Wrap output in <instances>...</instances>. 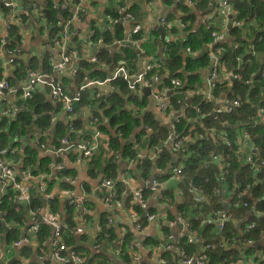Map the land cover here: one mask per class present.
Instances as JSON below:
<instances>
[{
    "label": "built area",
    "instance_id": "obj_1",
    "mask_svg": "<svg viewBox=\"0 0 264 264\" xmlns=\"http://www.w3.org/2000/svg\"><path fill=\"white\" fill-rule=\"evenodd\" d=\"M44 3L43 0H36ZM234 0H220L218 4L217 13L226 19L228 24V18L231 10L234 8L231 3ZM85 0H75L73 3L63 4L57 9L55 14V24L53 27L57 29L56 37L53 41V45L56 46L61 51L60 62L53 66V71L56 73H63L67 66L70 64L69 56L66 55V41L68 40L70 29L74 23L78 22L81 18L82 13L85 10L84 7ZM188 5H192V0H188ZM45 6V3L44 5ZM11 8V3H4L1 8ZM32 11L40 18V8L39 4H31ZM237 12H235V15ZM29 16V13H23L20 16L14 18L15 21H21L22 17ZM131 19L130 14L124 15V21ZM237 19V18H236ZM207 25H211V17L207 19ZM160 23L167 30H170V24L166 23L165 19L162 18ZM183 27V25H181ZM254 26V22L244 23L239 20H233V26L231 28L239 29L243 28L249 32V29ZM10 26L7 25V29ZM230 28V29H231ZM229 29V30H230ZM139 28L136 27L132 30L133 34H136ZM210 43L208 44L207 58L210 63L208 68V76L204 77V87L202 90L184 92L183 83L176 79L170 78L167 82L162 83V75L157 74L161 69V64L158 62L149 63L140 73L133 76L128 73L123 67L118 68L114 77L122 76V79L129 83V88L135 90L136 86L138 88H147L152 90V98L157 104V111L162 116L166 118H161L157 116L158 120H161L165 124V119L170 118V123L166 125L167 135L163 143H160L158 147L154 150V155H160L164 148L172 152H181L190 141L193 139H202L205 134L211 136L214 141H222L225 145H230L231 141L234 140L236 144L235 154L236 159H240L244 165L252 170H258L261 173L259 167H264V160L257 158L249 150L259 151V147L256 149L249 147L248 144L251 143L252 135L251 131L257 129V126L262 124L264 128V107H257L254 114H250L243 118L237 119L239 117V112L244 105V101L249 103V94L246 93L244 100L241 94L238 92L237 88L231 85H242L249 87L253 84L264 85V67L261 69L258 78H255V73L251 72L252 59L257 55L256 48L263 44L264 39L262 36L258 37H248V34H241L238 37L229 35V31L222 30L213 31L210 34ZM170 43V39H166V44ZM1 46H7L5 61V67L15 66L17 63L20 51L17 47H14L4 40L0 41ZM226 44L230 49L232 56H227ZM242 49H246L245 54L242 53ZM187 51H189L187 49ZM264 61V55L261 58ZM96 57L91 59V63H96ZM155 72V73H154ZM157 72V73H156ZM75 73V71H74ZM104 83L90 82L86 84L82 89L87 86H101ZM48 86L50 90L51 97L62 103L63 110L62 115L66 118L68 122L67 134L59 139V145L56 149H49L50 154H57L58 152H65L77 148L81 153V158L90 160L97 151V142L102 136V133L98 130L101 122L100 119L94 114H89L87 117V125L90 127V138L85 139L82 144H74L71 140L70 134L83 133L81 129L75 128L72 124L73 121L77 120L78 113L73 107L74 103H79V94L74 97H69L65 94L58 82L51 81L50 76L47 73L30 71L27 76V81L21 89L14 88L8 80L0 79V100L5 96H17V101L10 107V112L7 110L1 111L2 116L15 117L19 112L27 111L28 108L26 104L32 99L34 93H36L37 86ZM194 96H200L201 103L207 108L204 110L199 105L191 103V99ZM261 98L264 101V90L261 93ZM94 99H98V96H94ZM136 106V105H134ZM239 111V112H238ZM238 113V114H237ZM234 114V124L230 123V120L224 119L222 122L213 121L212 126H205L208 121L215 118L226 117ZM237 115V116H236ZM216 124L221 126L219 130ZM232 127H231V126ZM203 130V132L198 131ZM247 144L243 148V144ZM105 145L108 151L111 146L110 140L107 139ZM17 149H2L0 150V200L4 197L7 190L14 193V203L21 208L27 210L26 222H25V232L22 239H19L12 243V247L16 250H23L30 243V239L36 237L41 226H46L51 229V247L50 255L51 259L57 264H85L86 259L82 256L77 248L68 247L63 243V234L69 231L66 222L62 221L60 217L54 218L48 212L47 203L54 198L51 193L46 191L43 186H36L32 188L30 183L34 179L33 166H28L19 170L20 164H11L8 161V157H13L17 154ZM22 152V151H21ZM211 162L220 163V168L222 170V180L219 185L215 188V194L220 196L222 193L227 194L229 198V210L228 209H218L215 210L210 208L206 217H204L197 224H193L189 216H184L181 212L178 213L176 217L169 218L168 215H163L160 211L145 212L146 204V192L150 194L156 193L161 199L160 207H162L168 196L160 195L163 191L158 188L159 183L157 181H151V188L139 191L134 196V204L131 206L130 217L135 222V237L127 236V233L122 232V243L119 245L121 247L125 239H128V243L125 245L127 254L130 255V259L134 264H143L144 261L141 258V251L145 249L147 253L159 252L160 258L157 264H168V262L162 258L163 253H169L170 259L173 260L171 264H209L210 260L208 258L209 252L213 250V246L210 243L203 242L199 247L198 252H194L189 255L184 247L180 246L182 241L184 246H196L200 243V237L202 236L203 229L210 227L212 232L217 236L219 248L227 251L225 257L221 260L219 264H264V257L261 259H255L252 256L253 246L256 242H264V231L258 233V239L254 240L251 235L256 230L259 225L258 221L250 220L251 216L247 215V219L244 220L242 224H239L231 214L232 210H245L249 209L247 201L252 195L251 191L241 190L232 197V192H229V188H226V179L224 178L227 173V167L221 162L224 160L220 153H214L210 151ZM117 157V155L115 156ZM152 157H149L144 153H137L129 159L132 163L136 162L139 165H143L144 162ZM183 159V158H182ZM180 159L176 164L170 166V180L173 179L175 182L182 181L186 165L183 160ZM51 168L58 170H63L65 168L64 162H53L50 165ZM77 182L76 177H72L69 181L71 186L75 185ZM103 185L110 188L111 182L106 180ZM190 194L193 196V203L195 205L202 206L205 203V199L202 197L201 192L192 184L188 183L187 186ZM164 192V191H163ZM41 197L44 201L42 208H33L34 195ZM66 192H62V195L57 196L60 200H63L68 207L80 208L84 205V198H66ZM41 201V200H40ZM111 195L106 198V202H112ZM42 202V201H41ZM115 204H119L118 201H114ZM132 207H138L140 213L133 210ZM46 211V213H45ZM252 211V210H250ZM45 213V215H44ZM144 217V218H143ZM264 217V213L261 214ZM142 218V222L140 219ZM87 218H85L86 220ZM139 221V223L137 221ZM154 223L162 222V231L154 247H149L146 244L148 239L154 236L148 227H145L143 223ZM74 222H76L74 220ZM0 224L7 227V223L4 222L2 215L0 213ZM111 224V223H108ZM236 224H238L236 226ZM163 227L168 229V233L163 232ZM233 228L231 230L230 228ZM173 230V232H172ZM75 235L83 234V229L80 226H76L72 230ZM2 231L0 232V234ZM204 233V232H203ZM114 238L109 236L107 232L102 231L96 240L93 242L92 246L95 251L99 250L104 245H112ZM121 250H118V256ZM229 255V258H228ZM120 257V256H119ZM0 264H5L3 259V252L0 249Z\"/></svg>",
    "mask_w": 264,
    "mask_h": 264
},
{
    "label": "crops",
    "instance_id": "obj_2",
    "mask_svg": "<svg viewBox=\"0 0 264 264\" xmlns=\"http://www.w3.org/2000/svg\"><path fill=\"white\" fill-rule=\"evenodd\" d=\"M74 1L75 0H55L56 10L63 4L73 3ZM212 1L214 0H209L203 10L195 11L194 14L196 16V22L200 24H207V19L211 17L210 26H212L214 30L229 31V29L233 26V20H237L235 15V12L237 11L234 9L231 10L227 24L226 19L217 13L220 0L214 1L215 4H212ZM187 2L188 0H173L172 5L168 7L165 5L164 0H85V10L81 15L80 20L74 23L71 27L68 40L66 41L65 53L69 56L70 64L63 73L59 74L53 71V66L60 62L61 51L54 45L49 48L46 39L49 31L53 29V27L48 29V27L44 25L41 16H39L40 18L36 16L31 7V4L33 3H30L29 0H0V6H3L4 3L12 4L11 8L6 9L2 7L0 9V41L4 40L6 43L17 47L20 51L16 65L7 68L4 65L7 59V46H1L0 44V79H6L14 88L21 89L27 81V76L30 71L47 73L50 76V80L58 82L65 94L69 97H74L79 94L78 92L82 90L87 83H104L101 86H90L95 89L94 96L99 97L100 103L116 92L123 100L124 106L129 104L127 106V110L132 112L134 117L142 119L147 114L152 116L154 121L156 120L161 125L166 127V125L170 123V118L165 119L166 125L163 124V121L162 123L161 120L157 119V116L161 118L166 117L158 113L157 104L152 98V90L147 88L141 89L138 88V86H136L135 90H131L128 82V88L131 90V92L129 91L130 93L122 94L121 91L114 88L113 81L120 76H117L113 80L112 78L118 68L123 67L126 70L124 62H120L117 65H102L100 68H95V70L100 69L107 73V76L103 79V81H89L78 87L75 80L77 61L85 60L88 63H91V59L95 57L99 49H105L108 53L113 54L119 48L129 45L137 53L135 67L130 71L126 70L130 75H137L142 71L144 66L149 63H160L158 60H164V53L167 47L166 39H170L169 44L173 42H179L180 44L181 41L182 43L184 42L187 36V33L184 31L185 26L183 24H180L178 21L167 20V15L169 13H174L176 18L182 17L183 14L178 11L176 7L178 5L191 6L188 5ZM36 4L41 6L40 2H36ZM131 5L136 6L135 11L131 10ZM108 7H111L112 11H116L118 13L117 19L114 20L113 17L106 14ZM23 13H29V16L24 17L27 19L25 22H23V20L18 22L14 20V18ZM126 13L131 15V19L128 21H124V15ZM162 18L165 19L166 23L170 24L171 28L169 31L166 27L161 25L160 20ZM173 23H178V26L181 28L180 36L179 34L173 35ZM7 25L10 26L9 29H7ZM116 25H119L121 29H124L125 31H123V34L126 36L122 41H113L112 44L103 45L101 41L102 39H99V41L93 43V30L102 36H104L106 32H108L111 36H114ZM181 25H183V27ZM229 25L230 28H228ZM12 27H18L15 33L11 32ZM136 27L139 28L137 33L140 32L142 34L141 39L135 41L131 39L130 41V38L133 35L132 30ZM161 30L164 32L163 35L161 34ZM183 33H186V35L182 36ZM143 45L147 47L149 51L148 53H146ZM187 49L189 51H187ZM31 50H33L32 52L34 53H32ZM182 52L183 57L186 56V53L191 55L193 54L190 48H186L185 51ZM207 52L208 51H206V55ZM45 57L48 59H45ZM199 57L200 55L195 56V58ZM111 66L113 67V70H111ZM17 68H22L23 73L21 70L18 73H15ZM208 73V68L201 72L202 88L204 87V77L208 76ZM161 75L162 77H165V81H162V83L167 82L170 78H173L167 76L166 74ZM145 89L149 90L148 94L145 93ZM36 93H40L43 99H47L51 103L52 107H57V112H51L47 115L50 129L48 130L47 128L46 131H48H45L43 134L39 133L35 128L30 129V135L27 134L21 139V148H24L25 151H33L38 163H41L42 160H49L50 162L61 161L64 162L65 168L63 170H58L51 168L48 164L46 168L48 169L49 167L50 173L46 175L44 171L42 174L34 176V179L30 183L31 187L34 189L36 186H43L48 190V180L49 182H54L53 188H51L50 192H48L54 197L62 195V192L69 194L66 195V198L83 197L85 200L83 207L76 208L74 212L76 226L82 227L83 234H66L67 239L63 238V243L68 247H71V244H74L75 248L84 250V257L86 259L85 264H124L122 262V258L118 256V250L120 248L119 245L122 243L121 233H127V236H130L131 238L136 235V231L134 229L135 222L130 217V211L131 206H133L135 201L134 196L137 192L151 188V181H157L159 183L158 188H161L160 191H164H161L160 195L164 194L167 196L169 194L168 199L165 204L160 207L159 204H161V199L159 198V195L156 193L150 194L145 191L147 197L145 212L160 211L163 215L171 216L170 218L176 217L183 206L187 203L193 202V196L184 184L181 186L180 183L173 181V179L170 180V169L167 174V171L165 170L167 168L161 169L160 167L153 166L147 177H142V171L138 169L139 164L136 162L132 163L129 160L132 157L123 156L122 151H119V153L114 152L111 146L109 147L111 151H108L105 142L109 138L104 134H102L101 138L97 142V151L95 152L94 157L96 160L101 162V166L97 169L94 175V168L90 161L82 159L81 153L77 148L65 152H58V156H56L57 154H50L48 152L49 149H56L59 145V139L61 137L60 133L55 132V129L58 131L61 127L66 128L68 126V122L62 115V103L51 97L48 86L38 85ZM134 98H137L139 104L144 103L140 106L141 108L134 106V103L131 104V102L134 101ZM17 99V96H5L0 100V132L6 129L9 124L8 122H11L16 118V116H2L1 111L7 110L9 113L10 107L17 101ZM77 106L78 107L75 109L78 113L77 121L80 125L79 129H81L83 133H87L90 131V127L86 123L87 117L89 114L96 113V111L92 108H97V106L94 103L90 105L85 104L83 106L78 103ZM100 112H102L101 109L98 113ZM83 133L73 134L72 141L74 144H82L85 140L81 137V134ZM43 136L45 137L42 138ZM100 144L102 145V148L100 147ZM242 146L245 148L247 144L245 143ZM21 148L19 149L20 155L23 153ZM167 150H169V147H167ZM153 152L154 151L151 152L147 149L142 151V153L155 159L158 155L155 156ZM173 153L178 154L179 152ZM116 155L117 157H115ZM7 159L11 164H17L9 157ZM177 162L178 160L174 162V164ZM169 165L171 166V163H169ZM69 172H73V177H76L77 179V182L73 186L69 184L72 177H61L62 174L69 175ZM166 175H168V178L166 180H162V177ZM106 180L111 182L110 188L103 185ZM62 183H68V186L64 187ZM197 189L202 193L199 188ZM119 191L121 192L119 193ZM109 194L111 195V199L118 201L119 204H115L114 201L106 202V198ZM38 197L39 196L36 194L34 195V198ZM39 199L41 200V197ZM128 199H130V207H126ZM251 199L252 196L249 197V201H251ZM61 202L63 203V200H61ZM219 203L221 205L220 209L229 210V198L224 193L219 196ZM246 210L247 209L231 211L234 219L239 224H242L244 220L247 219V214L252 209L249 208L247 211ZM241 211H246L245 215L243 217H241V215L237 217L236 214ZM49 214L54 218L59 216L58 214L56 215L50 212ZM204 217H206V214ZM85 218L87 219L85 220ZM137 222L139 223V221ZM143 225L150 229L155 239L158 238L162 231L161 221L154 223H147L145 221ZM237 225L238 224H236V226ZM24 227H22L19 231V239H22L23 237L25 232ZM7 228L9 231L10 226L7 225ZM104 229H107L109 236H111L110 232L113 236H115L114 242L111 246L104 245L99 250L95 251L92 244L96 238L101 235V232ZM8 231H5L3 228V231L0 234V249L3 252L5 264H57L51 259L50 255L51 238H49L44 244L40 245L39 253L36 254L30 248L33 245L37 246L36 238L32 237L30 239V243L26 246V250H16L12 247V243L7 244L4 241L5 235ZM204 234L211 235L212 229L210 227L204 228ZM204 234L200 237V243L196 246V252H198L199 247L205 240ZM83 235L87 238L86 244H81V237ZM251 254L255 259L263 258L264 242H256L253 246ZM98 255H104L105 259H97ZM159 258V252H151L148 254L145 249H142L139 261L141 263L142 259L144 263L157 264ZM127 264H134V261L132 262L130 259Z\"/></svg>",
    "mask_w": 264,
    "mask_h": 264
},
{
    "label": "trees",
    "instance_id": "obj_3",
    "mask_svg": "<svg viewBox=\"0 0 264 264\" xmlns=\"http://www.w3.org/2000/svg\"><path fill=\"white\" fill-rule=\"evenodd\" d=\"M29 1L33 4L36 2L39 3V1L36 0ZM214 1L211 3L215 4ZM43 2L45 3V6H43L44 3L41 5L39 14L42 21L44 22V25L49 29L55 24V14L57 12L55 0H43ZM208 2L209 0H192L191 6L178 5L176 7L177 10L183 14L180 18H176L174 13H169L167 15L168 21H178L180 24L185 26L184 31L187 33V36L182 44H179V42H173L167 45L164 53V60H158L162 67L159 72L156 73L159 75L166 74L167 76L179 79L184 84V92L191 91V89L194 91L202 90L201 72L210 66L206 56V51H208L207 44L211 41L210 34L213 31V27H209L207 24L197 23L195 19L196 16L194 14L197 10H203ZM164 3L169 7L172 5L173 0H164ZM231 5L234 7L233 9L237 11V20L244 23L254 22V26L249 29V32L243 28H231L229 30V35H235L238 37L239 35L245 33L248 34V37L262 36L264 39V0H234ZM131 10L135 11L136 6H132ZM106 14L110 17H113L114 20L118 18V13L116 11H112L111 7L107 8ZM21 19L23 22L27 20L24 17ZM17 28L18 27H12L11 32L15 33ZM180 29L181 28L178 26V23H173V35L179 34L180 36ZM123 31L124 29L122 30L119 25L115 26L114 36H111L108 34V32L102 36L93 30V43L99 41V39H102L101 41L103 45L112 44L113 41H122L126 36L123 34ZM56 34L57 29L53 27V29L49 31L48 37L46 38L49 48L53 46V41L56 37ZM141 36L142 34L140 32L133 34L130 38V41L131 39L133 41L140 40ZM228 46L229 45L226 44L227 56L233 57ZM143 47L145 48L146 53H148L149 51L147 47L145 45H143ZM186 48H190L193 54L191 55L186 53V56L183 57L182 51H185ZM256 51L257 55L252 59L253 65L251 67V72L255 73L254 80L258 78L261 69L264 67V61L261 60L262 56L264 55V42L262 45L256 48ZM245 52L246 49H242V53L245 54ZM136 54V51L133 50L132 47L126 45L125 47L119 48L113 54L108 53L105 49H99L95 55L97 59L96 63H88L85 60H78L75 73V80L78 87L89 81L102 82L107 76V73L100 69L95 70V68H100L102 65H117L120 62H124L126 70H132L135 67L137 60ZM197 55H200V57L195 58ZM45 59L48 58L45 57ZM20 70L23 73L22 68H17L15 73H18ZM111 70H113L112 66ZM162 81H165V77L162 78ZM113 86L116 90L121 91L122 94L131 92V90L128 88L127 81H124L121 76L113 81ZM231 86L237 88L243 100L246 93L249 94V103L244 101L242 109L240 112L238 111L240 115L239 117H236L237 119L243 118V121H246L245 117L250 114H254L257 107H259V109L264 107V101L261 98V93L264 90L263 84L259 85L255 83L249 87L242 85L239 86V84H234ZM78 93L80 97L79 104L81 106L85 104L90 105L92 103L97 106V108L92 109L96 111L94 116L98 117L101 122L98 130L110 139L111 148L114 152L119 153V151H122L123 156L133 157L136 156L137 153H142V151L145 149L152 152L156 147L159 146L160 143L164 142L168 132L167 128L161 125L158 121H154L153 117L150 115L146 114L142 119L134 117L133 113L127 110V106L129 104L124 106L123 100L117 95L116 92L111 94V96L105 99L102 103H100L98 99H94L95 89L93 87L87 86ZM133 103L136 105V107H140L144 104H139L137 98H134V101H132L131 104ZM191 103L199 105L204 110H207V108L202 105L200 96H194L191 99ZM26 107L29 108L28 111L19 112L13 121L8 122L9 124L7 125L6 129L0 132V150L17 149V154L9 158H11L14 163L20 164L19 170L32 165L34 176L42 174L44 171L47 175L50 173V169L49 167L48 169L46 167L48 164L50 166V164L53 162H50L49 160H42L41 163H38L33 151H25L24 148H21V139L27 134L30 135V129L35 128L41 134H43L47 128L49 130L50 126L47 115L51 112H57V107H52L51 103L47 99H43L40 93H34L32 99L28 101V104H26ZM100 109L102 112L98 113ZM234 116L235 115L232 114L226 117L215 118L211 121H208L205 126H212L215 121L222 122L225 118L230 120V123L233 126H237L238 124H234ZM72 124L75 128H80L77 120L73 121ZM66 130L67 127H61L58 131L55 129V132L60 133V138H62L65 136ZM198 131L203 132V130L199 129ZM251 135V143H249L248 146L250 147L252 145L254 149H256L257 146L259 147V151L256 150V152H254V150H249V152L253 155H256L257 158L264 160V128L262 127V124L257 126V129L251 131ZM44 137L45 136L42 138ZM70 137L72 140L73 134H70ZM81 137L82 139L90 138L89 131L87 133L81 134ZM234 140L231 141L230 145H225L222 141H214L211 136L205 134L202 139H193L190 141L189 144L178 154H174L171 150L163 149L162 153L158 155L157 158L152 160L147 159L143 165L138 166V169L142 171V177L144 178L147 177L150 169L153 166L160 167L161 169L167 168L165 170L168 174L170 166L169 163H171L172 167L174 162L183 158L182 160L186 165V169L184 176L182 177V181L179 182L180 185L183 186L184 184L187 187L189 182L192 183L196 188H199L202 191V194L205 198V203L202 206L195 205L193 202H190L180 209V212L184 216H189L192 220V223L195 225L204 218L205 214L210 208L215 210L221 208L219 196L215 194V188L219 185L223 178L222 170L220 168L221 165L218 162H211L212 159L209 154L210 151L214 153H220L222 157H224V160L221 162V164H224L228 170L227 175L224 177L227 183L226 188H229V192H232V197L241 190H248L252 193L251 201L246 200L245 198L244 200L247 201L249 207L252 209V211L247 214L251 216L252 213V218L250 220L256 222L258 221L259 223V225L256 227V230L251 235L254 240H257L258 233L261 230L264 231V217H261V214L264 213V167H259L262 171L261 173H257L259 172L258 170H252L250 169V166L249 168L248 165H244L239 158L236 159L235 148L237 146ZM100 147L102 148L101 144ZM20 148L23 151L22 155L19 154ZM89 161L94 168V175L97 169L100 168L101 162L96 160L94 156ZM68 174L69 175L62 174L61 177L70 178L73 177L74 173L69 172ZM167 178L168 175L162 177V180H166ZM47 182L49 187L48 190L46 189V191L50 192V189L54 186V182H49L48 180ZM62 185L67 187L68 183H62ZM120 192L121 191H119V193ZM167 196H169V194ZM129 200L130 199L127 201L126 207H130ZM32 201L34 209L42 208V202L39 198H32ZM46 207L50 213L56 215L58 214L60 219L66 222L68 225L69 231L64 233L62 236L64 239H67V235H72V230L76 228V222H74V212L76 208L68 207L57 197L52 198L47 203ZM132 208L134 211L140 213V209L138 207ZM246 211H241L237 213L236 216L239 217V215H241V217H243ZM0 213L4 222L10 226L9 231L5 235L4 241L7 244H11L19 240V231L25 226L27 210L18 207L14 203V193L10 190H7L4 197L0 200ZM170 217L171 216H169V218ZM140 221L142 222V219H140ZM230 229L234 231L232 227ZM1 231H3V228L0 224V232ZM103 231L109 234L107 229H104ZM163 232L168 233V229L163 227ZM203 232L202 234H204ZM110 234L112 238L115 237L111 232ZM50 236L51 229L46 226H41L35 237L37 246L33 245L30 247L31 250H33L36 254L39 253L40 245L44 244L50 238ZM204 239L205 244L210 243L213 246V250L208 254V258L210 260L209 264H219L223 257H225V253L227 251L219 248V239L214 234V232H212L211 235L204 234ZM147 242V246L154 247L157 240L155 238H151L148 239ZM86 243L87 238L83 235L81 237V244ZM127 243L128 239H125L124 244L120 247L121 252L119 256L122 258V262L124 264H127L130 261V256H128V252L126 251L125 247ZM180 246L184 247L189 255H192L194 252H196L195 246H184L182 241L180 242ZM71 247L75 248L74 244H71ZM26 249V247L23 248V250ZM77 249L82 256H85L84 250H80L79 248ZM98 258L102 260L105 259V256L98 255L97 259ZM162 258L165 259L168 264L173 263V260L170 259L169 253H163Z\"/></svg>",
    "mask_w": 264,
    "mask_h": 264
},
{
    "label": "water",
    "instance_id": "obj_4",
    "mask_svg": "<svg viewBox=\"0 0 264 264\" xmlns=\"http://www.w3.org/2000/svg\"><path fill=\"white\" fill-rule=\"evenodd\" d=\"M28 9V8H27ZM228 28H230V25L228 26ZM161 34L163 35L164 34V32L161 30ZM186 35V33H183L182 34V36H185ZM180 44H182V41L180 42ZM25 57V56H24ZM26 57H27V55H26ZM145 91V93H149V90H147V89H145L144 90ZM73 107L74 108H77L78 106H77V103H74L73 104ZM216 127L220 130L221 129V126L219 125V124H216ZM41 201H42V203L44 202L42 199H41ZM3 227H4V230L5 231H8V228L3 224ZM16 257H18V256H16Z\"/></svg>",
    "mask_w": 264,
    "mask_h": 264
},
{
    "label": "rangeland",
    "instance_id": "obj_5",
    "mask_svg": "<svg viewBox=\"0 0 264 264\" xmlns=\"http://www.w3.org/2000/svg\"><path fill=\"white\" fill-rule=\"evenodd\" d=\"M236 18H238V15L236 14ZM254 19V18H253ZM33 50H31V52H32ZM32 53H34V52H32ZM68 96V95H67ZM201 195H202V197L204 198V195L201 193ZM205 199V198H204Z\"/></svg>",
    "mask_w": 264,
    "mask_h": 264
}]
</instances>
